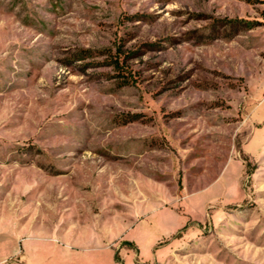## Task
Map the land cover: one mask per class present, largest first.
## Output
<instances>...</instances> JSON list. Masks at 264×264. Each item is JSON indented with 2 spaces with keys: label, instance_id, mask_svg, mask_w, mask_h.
I'll return each instance as SVG.
<instances>
[{
  "label": "rangeland",
  "instance_id": "1",
  "mask_svg": "<svg viewBox=\"0 0 264 264\" xmlns=\"http://www.w3.org/2000/svg\"><path fill=\"white\" fill-rule=\"evenodd\" d=\"M0 264H264V0H0Z\"/></svg>",
  "mask_w": 264,
  "mask_h": 264
}]
</instances>
